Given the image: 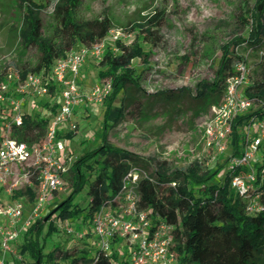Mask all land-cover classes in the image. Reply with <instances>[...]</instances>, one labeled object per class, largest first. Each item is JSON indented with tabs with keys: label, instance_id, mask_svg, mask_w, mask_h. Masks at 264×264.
<instances>
[{
	"label": "trees",
	"instance_id": "16d2710c",
	"mask_svg": "<svg viewBox=\"0 0 264 264\" xmlns=\"http://www.w3.org/2000/svg\"><path fill=\"white\" fill-rule=\"evenodd\" d=\"M84 0H17L23 12L20 38L26 49H36L40 53L38 64L34 68L22 69V77L29 72L49 73L55 62L66 57L67 53L78 47H90L101 43L114 28L109 16L85 20L78 17ZM53 8L51 35L44 34V22L41 11ZM253 24L247 39H235L223 47L213 83L202 82L198 85L197 97L209 101L213 96L225 94L228 79L236 75L235 65L244 59L237 53L236 46L247 43L258 48L264 41V0H257L251 12ZM255 23V24H254ZM162 26V17L154 15L140 28L141 39L151 44L158 43L155 31ZM116 51H107L101 61L99 78L110 80L113 90L106 98L105 121L102 144L75 160L71 169L73 192L57 207L61 221H80V230L89 226L87 239L91 240V224L96 212L119 193L124 177L134 168L148 163L134 153L108 144L109 122L112 115L121 117L133 100V92L142 94L141 77L134 67V60L141 59L149 63L150 53L145 52L138 37L129 46L122 40L116 42ZM256 71L257 77L245 90V95L258 105L252 113L238 116L233 123L234 156L243 154L239 128L245 127L252 118L264 119V55ZM5 71L0 72V83L4 81ZM120 106L114 108L119 96ZM216 106L220 102L215 103ZM46 108L53 113L56 105ZM49 119L40 114L35 117L25 115L21 126H14L11 137L33 146L40 144L47 135ZM2 123V121H0ZM0 123V124H1ZM75 133H60L59 137L73 139ZM244 144V143H243ZM242 146V147H241ZM264 157V141L260 145ZM166 163L158 171L149 174L150 179H142L139 186L140 208L149 209L155 220L164 219L175 227V243L172 252L177 264H264V158L254 165L255 176L248 182L249 190L245 194L234 186L236 177H243L249 171L247 165L230 169L221 183H214L222 175L224 166L206 169L193 164L186 170L169 173ZM96 177L89 184L88 195L91 198L87 208L76 204L74 199L89 183L90 176ZM38 183L25 192L31 201L35 199ZM253 201L262 208L250 213L248 207ZM51 215V214H50ZM37 220L29 227L19 248L21 264H129L117 255L111 260L105 254H98L94 244L87 241L84 249L71 251L69 245H54L53 250L45 253V242L52 238L58 227L51 221L52 216ZM48 220L45 222V219ZM48 226V232L44 234ZM84 228V229H83ZM67 234V233H66ZM68 235V234H67ZM77 240L73 235H68ZM44 240V245L41 243ZM86 240V239H85ZM97 257V259H95Z\"/></svg>",
	"mask_w": 264,
	"mask_h": 264
},
{
	"label": "rangeland",
	"instance_id": "374dc122",
	"mask_svg": "<svg viewBox=\"0 0 264 264\" xmlns=\"http://www.w3.org/2000/svg\"><path fill=\"white\" fill-rule=\"evenodd\" d=\"M36 1L45 3V0ZM256 2L257 0H84L78 12L79 18L90 20L109 16L114 23V28L106 39V52L118 51L112 35L120 31L126 35L123 43L131 46L139 37L144 51L150 53L148 64L141 59L133 62L141 77L144 92H133V100L127 102L128 108L121 117L117 113L112 115L108 144L147 159L146 165L138 167L149 174L158 171L164 163L169 173L186 170L196 163L206 169L224 166L222 175L214 181L221 183L237 159L234 156L233 135L231 133L224 141L225 150L218 152L214 146H209L208 125L214 118L215 103L219 101L221 104L225 94L205 101L197 97V89L202 82H214L223 47L235 39L248 38L253 24L251 12ZM52 13L53 8L50 6L40 13L46 37L52 32ZM154 15L162 17V26L155 31L158 43L151 44L141 39L140 28L135 27L144 24ZM22 19L23 12L17 0H0V72L13 67L34 68L38 64L39 51L26 49L22 44ZM236 49L248 63L251 84L257 77L256 71L264 55V41L258 48L242 43ZM100 63L89 60L83 66L79 75L80 85L91 90L102 82L99 78ZM121 97L122 95L115 101L114 108L120 106ZM54 102L47 96L30 98L25 103L24 110L33 117L40 114L42 118L51 120L53 112L46 105L53 107ZM105 104L78 108L75 116L78 129L68 143L74 162L102 144ZM257 109L259 106L254 105L249 113ZM5 117L6 113L1 106L0 121ZM3 132L0 128V134ZM239 135L243 146L241 150L244 152L248 138L244 127L239 128ZM263 158L262 149L254 154L247 164L249 171L243 175L246 180L250 179V175L255 176L254 165L261 163ZM95 177L96 172L90 176L85 189L76 195V204L84 208L89 206V184ZM66 183L64 190L48 206L46 216L52 214L73 192L71 172L66 177ZM57 216L58 214L54 215L51 221ZM80 221L73 225L78 231ZM87 228L83 229L89 233ZM47 232L48 226L44 234ZM24 234L14 246L19 258ZM88 240H72L65 231L58 229L45 242V253L61 243L69 245L71 251L81 250ZM41 243L44 245L43 239ZM2 251L0 244V254ZM10 256L9 253L8 257ZM11 259L12 257L9 258ZM17 264H21L20 259Z\"/></svg>",
	"mask_w": 264,
	"mask_h": 264
},
{
	"label": "built area",
	"instance_id": "2783aa9c",
	"mask_svg": "<svg viewBox=\"0 0 264 264\" xmlns=\"http://www.w3.org/2000/svg\"><path fill=\"white\" fill-rule=\"evenodd\" d=\"M106 37L101 43L90 47H79L67 53L66 57L55 62L49 73L29 72L22 77V69L13 67L6 71L0 83V107L6 113L1 123L0 134V189L7 199L0 195V244L5 255L14 254L15 244L22 234L37 220L47 214L48 206L66 186V177L73 167V154L69 149L70 139L60 138V133L78 129L75 121L79 107L103 105L113 87L110 80L102 81L91 90H84L79 84V75L89 60L101 62L106 53ZM110 38V37H109ZM117 42L126 38L118 31L112 35ZM236 75L227 81L225 96L219 106H214V118L208 125L209 146L218 152L225 150L223 144L232 133L235 119L251 110L254 101L245 95L250 85V70L245 59L236 65ZM47 96L55 101L57 111L48 126L46 138L30 146L11 137L14 126H21L27 113L24 105L30 98ZM247 132L246 150L234 161L235 166L247 165L260 150L264 141V119L252 118L244 127ZM236 177L234 186L245 194L248 182L254 177ZM142 179H151L149 173L134 167L123 179L119 193L102 206L94 215L91 228L98 254H105L111 260L113 255L129 264H177L172 246L175 243V227L164 219L155 220L149 209L140 208L139 186ZM38 183L35 199L31 201L23 194ZM250 213L262 208L258 202L250 203ZM57 213L53 214V216ZM53 222L69 236L83 240L88 232L77 230L71 220L61 221L58 216ZM97 259V257H95ZM21 260V258H20ZM0 264H7L6 258Z\"/></svg>",
	"mask_w": 264,
	"mask_h": 264
},
{
	"label": "crops",
	"instance_id": "0c3cea01",
	"mask_svg": "<svg viewBox=\"0 0 264 264\" xmlns=\"http://www.w3.org/2000/svg\"><path fill=\"white\" fill-rule=\"evenodd\" d=\"M79 84H80V82H79ZM80 86H81L84 90H86V91H89V90H90V89L84 88L82 85H80ZM67 133H69V132H66V133H64V134H67ZM0 195H1V197H2L4 200L7 199V196H6L5 192L2 191L1 189H0ZM4 257L6 258V262H7V264H17V261L20 259L18 256L14 255V254H11V256L8 257V254L5 255V253L2 251L1 254H0V259H2V258H4ZM11 257H12V259L9 260V258H11Z\"/></svg>",
	"mask_w": 264,
	"mask_h": 264
},
{
	"label": "water",
	"instance_id": "95a60500",
	"mask_svg": "<svg viewBox=\"0 0 264 264\" xmlns=\"http://www.w3.org/2000/svg\"><path fill=\"white\" fill-rule=\"evenodd\" d=\"M56 212H57V209L54 210L53 213H52L50 216H52V215L55 214ZM48 218H49V217H47V218L45 219V222L48 220Z\"/></svg>",
	"mask_w": 264,
	"mask_h": 264
}]
</instances>
